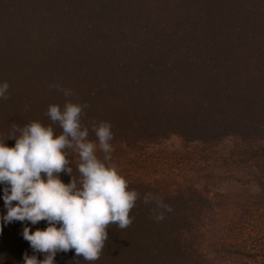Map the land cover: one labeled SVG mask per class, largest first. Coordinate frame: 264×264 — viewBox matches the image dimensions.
I'll return each mask as SVG.
<instances>
[{
    "label": "trees",
    "instance_id": "1",
    "mask_svg": "<svg viewBox=\"0 0 264 264\" xmlns=\"http://www.w3.org/2000/svg\"><path fill=\"white\" fill-rule=\"evenodd\" d=\"M4 82L9 98L0 99V132L13 122L50 124L48 106L62 108L66 99L49 88L59 84L72 89L67 99L88 105L83 123L111 124L112 144L170 135L202 144L236 138V155L250 161V183L264 191V0H0ZM60 179L70 181L63 172ZM128 185L141 197L159 195L172 211L156 222L151 205L137 200L132 224L110 226L94 264H210L191 238L210 209L200 187L169 192L149 182ZM2 197L0 185V215L6 214ZM0 226V264H24L23 255L34 253L23 227L47 225ZM55 264H76L74 250L58 253Z\"/></svg>",
    "mask_w": 264,
    "mask_h": 264
},
{
    "label": "clouds",
    "instance_id": "2",
    "mask_svg": "<svg viewBox=\"0 0 264 264\" xmlns=\"http://www.w3.org/2000/svg\"><path fill=\"white\" fill-rule=\"evenodd\" d=\"M8 88L7 82L0 84V99L9 98ZM49 88L66 98L62 108L48 106L45 115L50 124L13 122L7 132H0V185L6 209L0 221L4 225L46 222L44 229L35 231L23 227L22 237L34 253L23 255L24 264H55L58 253L70 250H74L76 264L80 257L85 264H94L109 240L110 226L123 230L132 224L129 214L137 200L151 205L150 218L156 222L172 208L159 195L147 192L141 197L129 189L128 181L112 162L114 134L110 123L95 119L83 123L88 105L67 99L74 95L70 88L59 84ZM54 126L61 130L59 134ZM90 133L95 141L89 138ZM9 139L15 141L13 147L5 144ZM70 153L75 160L69 158ZM62 172L70 177L67 184L60 179ZM35 253L43 254V259H37Z\"/></svg>",
    "mask_w": 264,
    "mask_h": 264
},
{
    "label": "rangeland",
    "instance_id": "3",
    "mask_svg": "<svg viewBox=\"0 0 264 264\" xmlns=\"http://www.w3.org/2000/svg\"><path fill=\"white\" fill-rule=\"evenodd\" d=\"M238 143L234 137L217 144L185 143L170 135L133 146L112 144V162L127 181L149 182L169 192L201 188L210 209L191 238L210 264H264V191L250 183V161L236 155Z\"/></svg>",
    "mask_w": 264,
    "mask_h": 264
}]
</instances>
